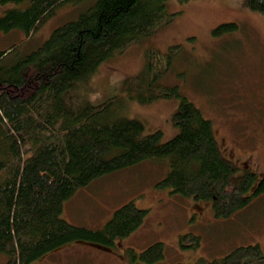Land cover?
<instances>
[{
	"label": "trees",
	"instance_id": "obj_1",
	"mask_svg": "<svg viewBox=\"0 0 264 264\" xmlns=\"http://www.w3.org/2000/svg\"><path fill=\"white\" fill-rule=\"evenodd\" d=\"M0 1L16 4L0 16V33L20 30L27 36L61 6H86L37 49L13 59L17 46L0 51V253L9 255L6 264H36L77 242L114 252L119 240L144 223L147 210L128 203L94 230L70 223L63 216L65 203L95 180L146 159L169 163L159 187L211 203L218 218H232L264 194L263 157L256 158V165L255 157L247 156L249 162L241 169L222 153L212 121L181 96L178 86L162 82L181 53L180 45L167 52L149 49L143 69L122 86L141 104L180 99L173 118L178 134L171 140L163 142L160 131L145 133L139 119L124 113L122 97L97 106L74 108L68 103L103 62L173 20L169 0ZM245 4L264 12V0ZM237 27L223 23L216 33ZM199 244L195 234L180 238L184 249ZM164 257L165 244L155 242L133 254L130 264H154ZM197 264H264V251L257 243L242 245L220 259Z\"/></svg>",
	"mask_w": 264,
	"mask_h": 264
},
{
	"label": "rangeland",
	"instance_id": "obj_2",
	"mask_svg": "<svg viewBox=\"0 0 264 264\" xmlns=\"http://www.w3.org/2000/svg\"><path fill=\"white\" fill-rule=\"evenodd\" d=\"M13 7L16 4L0 1V16ZM85 7L71 3L61 6L31 36L20 30L1 32L0 51L17 46L13 59L37 49ZM167 12L175 14L169 24L103 62L68 103L74 108L97 106L109 98L122 97L124 113L139 119L145 133L160 131L163 142L171 140L178 134L173 118L180 99L141 104L130 99L122 86L125 79L143 69L149 49L167 52L171 46L180 45L181 53L162 82L178 86L181 96L212 121L227 158L244 169L247 156L252 154L254 164L259 165L258 157L264 160V12L251 10L245 0H169ZM231 22L238 25L237 29L216 33L220 24ZM169 170L167 160L146 159L95 180L65 203L63 216L70 223L94 230L102 228L123 205L133 202L137 208L146 209L144 223L119 240L114 252L77 242L36 264H130L133 254H140L155 242L165 244V257L154 264L213 261L236 247L256 243L264 251V194L232 218H218L211 203L159 187ZM186 234L199 236V246L182 248L180 238ZM8 259L9 255L0 253V264Z\"/></svg>",
	"mask_w": 264,
	"mask_h": 264
}]
</instances>
